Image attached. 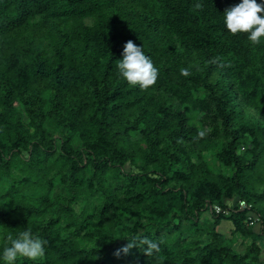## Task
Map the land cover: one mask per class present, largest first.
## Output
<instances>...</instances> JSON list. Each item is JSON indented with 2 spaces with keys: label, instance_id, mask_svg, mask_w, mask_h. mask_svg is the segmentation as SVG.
Wrapping results in <instances>:
<instances>
[{
  "label": "trees",
  "instance_id": "obj_1",
  "mask_svg": "<svg viewBox=\"0 0 264 264\" xmlns=\"http://www.w3.org/2000/svg\"><path fill=\"white\" fill-rule=\"evenodd\" d=\"M238 2L0 0V247L46 241L15 264H264L246 212L205 216L259 200L264 223V39L225 29ZM128 40L148 88L118 73ZM138 235L160 252H118Z\"/></svg>",
  "mask_w": 264,
  "mask_h": 264
},
{
  "label": "clouds",
  "instance_id": "obj_2",
  "mask_svg": "<svg viewBox=\"0 0 264 264\" xmlns=\"http://www.w3.org/2000/svg\"><path fill=\"white\" fill-rule=\"evenodd\" d=\"M222 14V23L228 32L246 33L252 44H258L264 39V0H239L235 5L225 8ZM116 66L119 75L128 84L138 85L141 89L153 85L159 72L143 46L132 40L124 43ZM180 72L188 75L189 69L181 68ZM205 134L204 130L198 132L201 137ZM116 236L120 237L119 233ZM126 240L127 243L118 252L127 253L134 246L147 257L160 252V244L156 239L138 235ZM45 243L46 241L27 229L20 231L15 237L9 236L8 243L0 247V264H15L19 257L35 261L45 254Z\"/></svg>",
  "mask_w": 264,
  "mask_h": 264
},
{
  "label": "built area",
  "instance_id": "obj_3",
  "mask_svg": "<svg viewBox=\"0 0 264 264\" xmlns=\"http://www.w3.org/2000/svg\"><path fill=\"white\" fill-rule=\"evenodd\" d=\"M229 206L228 208H221L218 205H206V210L208 214H229L232 212L234 209H237L238 211H244L246 212V224L250 227L252 226H257L258 231L262 237H264V223L260 217V215L254 210L253 205L240 200L238 201L235 205L230 204L229 202L227 203Z\"/></svg>",
  "mask_w": 264,
  "mask_h": 264
},
{
  "label": "rangeland",
  "instance_id": "obj_4",
  "mask_svg": "<svg viewBox=\"0 0 264 264\" xmlns=\"http://www.w3.org/2000/svg\"><path fill=\"white\" fill-rule=\"evenodd\" d=\"M262 207H263V203L259 200H255L253 202V208L255 211H259L262 213ZM205 216H208V213L205 214ZM253 227H257V226H252ZM258 228V227H257ZM233 229V226H232V223L231 221L229 220H223L221 221L219 227H218V230L219 232H221L222 234L226 235L227 237H230V232L231 230ZM191 240H193L194 238L197 239V238H200V239H204L206 240L207 237H205L204 235H198L197 237L196 236H191L190 237ZM262 240H264V237H262ZM248 244V241L245 242V245ZM236 250L240 253H242L244 251V245L241 244V241L239 240L235 246ZM262 247V260L264 262V243L261 245Z\"/></svg>",
  "mask_w": 264,
  "mask_h": 264
},
{
  "label": "crops",
  "instance_id": "obj_5",
  "mask_svg": "<svg viewBox=\"0 0 264 264\" xmlns=\"http://www.w3.org/2000/svg\"><path fill=\"white\" fill-rule=\"evenodd\" d=\"M218 231H219V230H218ZM263 243H264V240H261V243H260V244L262 245Z\"/></svg>",
  "mask_w": 264,
  "mask_h": 264
}]
</instances>
